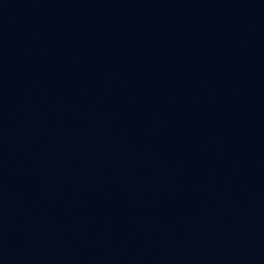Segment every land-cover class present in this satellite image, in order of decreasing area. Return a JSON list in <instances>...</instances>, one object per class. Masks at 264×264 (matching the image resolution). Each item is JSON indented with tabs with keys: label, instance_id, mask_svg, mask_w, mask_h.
I'll return each instance as SVG.
<instances>
[{
	"label": "water",
	"instance_id": "1",
	"mask_svg": "<svg viewBox=\"0 0 264 264\" xmlns=\"http://www.w3.org/2000/svg\"><path fill=\"white\" fill-rule=\"evenodd\" d=\"M0 264H264V0H0Z\"/></svg>",
	"mask_w": 264,
	"mask_h": 264
}]
</instances>
